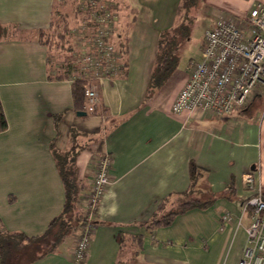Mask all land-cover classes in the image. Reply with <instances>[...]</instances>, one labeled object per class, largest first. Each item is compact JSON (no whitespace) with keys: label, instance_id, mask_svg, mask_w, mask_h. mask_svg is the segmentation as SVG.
Wrapping results in <instances>:
<instances>
[{"label":"crops","instance_id":"obj_1","mask_svg":"<svg viewBox=\"0 0 264 264\" xmlns=\"http://www.w3.org/2000/svg\"><path fill=\"white\" fill-rule=\"evenodd\" d=\"M69 1L0 0V26L17 30L0 40V101L8 124L0 133L1 229L37 237L61 214L65 189L55 152L75 157L80 200L97 159L107 154L112 182L94 213L81 264H238L252 223L244 209L253 195L245 176L264 193V96L231 118L174 115L187 81L186 71H175L147 98L158 41L175 27L183 0H117L123 8L115 39L126 45L124 71L98 83L99 113L80 117L72 81L50 77L51 52L39 40L55 10L72 27L57 7ZM202 3L212 17L240 16L264 0ZM192 190L190 197L211 203L153 224ZM82 230L32 264H77L72 252Z\"/></svg>","mask_w":264,"mask_h":264},{"label":"built area","instance_id":"obj_2","mask_svg":"<svg viewBox=\"0 0 264 264\" xmlns=\"http://www.w3.org/2000/svg\"><path fill=\"white\" fill-rule=\"evenodd\" d=\"M83 2L91 20L85 22L81 31H73L80 43L75 62L80 78L101 84L114 79L124 69V56L114 42L118 12L116 6L107 1L104 5L94 0ZM186 72L187 81L172 106L174 115L194 119L231 118L248 109L255 98L263 97L264 3L240 16L216 15L214 26L205 33L202 60L191 62ZM85 94L87 111L93 113L99 104L96 87L87 83ZM112 167L111 156H100L92 182L81 197L87 224L72 252V259L77 264L88 258L92 219L111 185ZM245 182L247 189L253 192L244 204V209L251 211L252 223L247 229V245L238 264H264V193L255 187L251 174L245 176ZM223 220L229 221L230 217L225 215Z\"/></svg>","mask_w":264,"mask_h":264},{"label":"trees","instance_id":"obj_3","mask_svg":"<svg viewBox=\"0 0 264 264\" xmlns=\"http://www.w3.org/2000/svg\"><path fill=\"white\" fill-rule=\"evenodd\" d=\"M81 1L83 0H74V3L79 5ZM200 2V0H183L179 8L178 20L175 27L165 32L159 39L155 66L149 79L147 98L152 97L155 92L159 91L176 71L179 57L173 49L174 40L187 38L189 33L188 27L186 26L189 20L184 18V11L194 8ZM88 6L91 10V5ZM75 12L76 17L82 15L79 7H76ZM89 13L86 12V16L84 15L83 19L89 17ZM16 32L17 30L0 26V40L8 37L10 34L14 35ZM72 36L73 31L67 18L55 10L49 29L45 32H39V40L49 48L50 52L53 50L54 45H56L61 52L64 50L70 54L68 53L69 56L63 57L62 65L58 69L54 68L53 70L51 68L55 76L50 77L56 80H71L74 107L77 112H83L86 115H97L99 113V104L93 113L87 111L88 99L85 94V85L88 83L91 86H95L98 91V83L80 78L79 68L74 65L75 61L73 60V54L75 51L77 52L78 47L75 43L71 42ZM57 42L62 43V46L60 44L58 45ZM67 45L68 49L62 48ZM116 45L123 56H126L127 50L125 43L116 41ZM7 128V120L0 101V133L5 132ZM54 156L65 189L63 210L58 217L50 222L48 229L41 236L29 237L23 233H8L4 232L0 227L1 264H32L47 255L57 252L69 236L83 229L87 224V215L81 206L80 200V192L83 185L78 180L75 169V157L68 154L59 155L56 152ZM192 193L193 190L188 195L185 194V199H182L183 201L177 205L175 210L155 220L153 224H168L178 213L184 212L192 207H205L211 203V200H208L202 204L203 202L201 200L190 197Z\"/></svg>","mask_w":264,"mask_h":264},{"label":"rangeland","instance_id":"obj_4","mask_svg":"<svg viewBox=\"0 0 264 264\" xmlns=\"http://www.w3.org/2000/svg\"><path fill=\"white\" fill-rule=\"evenodd\" d=\"M106 1L116 6L115 8L118 12L119 17V12H122L121 9L123 8V6L119 5L117 0H96V2L102 3L103 5ZM200 1L201 2L198 5H195L194 8H190L184 11V18L189 20L186 23L189 31L187 38L174 40L173 49L175 50V54L179 57L178 67L175 75L185 73V71H187L188 65L191 62H200L202 60L205 33L208 29H211L214 26L215 15H213L212 17L211 14L208 13L209 11H206V7L202 3L204 0ZM58 4L59 5L57 7L68 14L70 22L72 24V31H81L82 29L80 28L82 26H85V22L91 20L90 18L88 19V17H85L83 19L84 15L86 16L87 12V7L85 6V3L83 1H81L79 5L70 1L68 3L60 2ZM76 7H79L82 13L80 17H76L74 14ZM73 36L71 42L75 43L78 47L77 52L75 51L73 54V60L75 61V56H78V52L80 49V43L78 42V37L76 36V34L73 33ZM114 42L116 45L115 38ZM57 44H60V46H62V43L60 42H57ZM62 48L68 49V45L65 47L63 46ZM68 53L69 52H65L64 50L61 52V50H59V48L54 45V48L50 53L52 55L51 68L53 70L54 68L58 69L62 65L63 57L69 56L70 53ZM74 65H76V62ZM259 98L260 97L255 98L254 102L256 100H259Z\"/></svg>","mask_w":264,"mask_h":264},{"label":"water","instance_id":"obj_5","mask_svg":"<svg viewBox=\"0 0 264 264\" xmlns=\"http://www.w3.org/2000/svg\"><path fill=\"white\" fill-rule=\"evenodd\" d=\"M77 114H78V116H80V117H84V116H86V113H83V112H78Z\"/></svg>","mask_w":264,"mask_h":264}]
</instances>
